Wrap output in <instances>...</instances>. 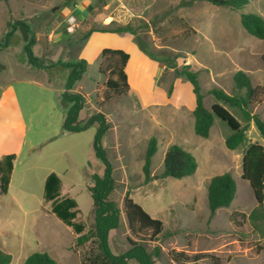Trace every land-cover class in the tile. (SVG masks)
I'll list each match as a JSON object with an SVG mask.
<instances>
[{
    "label": "rangeland",
    "instance_id": "rangeland-1",
    "mask_svg": "<svg viewBox=\"0 0 264 264\" xmlns=\"http://www.w3.org/2000/svg\"><path fill=\"white\" fill-rule=\"evenodd\" d=\"M240 13L264 18V0H252L239 10L203 0H0V37L14 21H21L35 36L34 56L42 64L75 63L80 57L86 63L81 77L68 89V70L34 68L38 73L34 76L26 69L28 63L16 56L20 49L0 53V63L6 67L0 82L12 81L26 123L10 190L0 195V249L11 256L9 264H23L35 251L47 252L58 264H82L97 252L95 240L78 244V235L50 214L49 202L43 201L44 176L55 171L68 188L61 194H69L77 203L75 221L85 225L84 232L94 225L90 178L104 173L94 148L98 122L65 135L63 128L61 135L46 140L57 127L51 104L63 88L64 93L81 97L78 124L102 115L106 125L99 142L110 166L106 200L119 212L118 226L108 231L112 254L126 251L132 240L152 254L155 264H264V230L253 228L247 219L256 201L249 183L241 178L248 143L264 145V139L250 123L245 143L229 150L224 145L229 130L217 118L207 138L196 136L194 98L181 74L185 66L197 73L208 109L215 100L206 92L216 87L231 93L237 70L244 71L254 86L264 87V39L242 29ZM70 14L75 15L72 25L67 21ZM103 48L129 55L124 69L129 89L124 95L116 96L105 86L114 60L101 54L98 63L94 60ZM62 95L57 106L67 111L73 102ZM227 108L244 123L234 109ZM251 112L264 120V95ZM151 136L157 139V151L151 179L144 183L141 166ZM36 142L37 148L30 151ZM172 144L195 157L198 165L193 175L162 176L163 156ZM224 172L235 180V196L229 207L210 216L207 184ZM126 192L163 222L157 240H150V230L137 237L130 231L123 208Z\"/></svg>",
    "mask_w": 264,
    "mask_h": 264
},
{
    "label": "trees",
    "instance_id": "trees-1",
    "mask_svg": "<svg viewBox=\"0 0 264 264\" xmlns=\"http://www.w3.org/2000/svg\"><path fill=\"white\" fill-rule=\"evenodd\" d=\"M212 5L227 7L232 10L244 8L252 0H203ZM239 22L242 29L252 37L264 39V18L255 13H240ZM113 58L112 64L108 67L110 77L105 81L108 91L116 96L127 93L129 85L125 66L129 55L121 49L103 48L101 58ZM47 69L58 66L68 70L65 86L70 89L73 83L81 77L85 71L86 63L84 60L78 62H50ZM77 66V67H76ZM99 72L103 73L101 66ZM181 74L191 86L194 98L192 109L193 132L196 136L207 138L215 118L223 122L229 133L224 138V145L229 150H235L242 146L246 139L248 125L253 123L259 133L260 138L264 139V120L256 113L251 112V107L264 95V87L254 86L249 76L242 70H237L232 76L231 93L223 89L213 87L206 93L214 98V103L208 109L204 105V93L198 81L197 73L185 66L181 69ZM73 102L72 106L66 111L64 119V130L66 132H77L98 122L97 134L94 139L96 155L104 165L102 177L91 176L93 185L90 187V196L93 202L94 225L87 232H84L85 225L80 221H75L77 217V203L71 197H60V179L51 172L47 175L44 182L43 201L50 202V212L53 213L62 223L69 226L77 234V243L84 244L87 241L95 240L97 252L87 256L82 264H126L132 260L135 264H155L152 254L149 253L140 242L129 240V248L121 254H112L108 243V231L116 228L119 222V212L112 201L106 200V195L111 186L110 166L104 156V151L99 145L100 139L105 130V122L102 115H95L85 123L78 124L76 113L81 103L78 94L63 95ZM110 97L105 96L108 100ZM227 107L234 109L242 118L243 122L236 117ZM157 151V139L151 136L147 141V146L143 156L141 172L143 182L151 179L150 170L152 157ZM14 154H8L0 161V195L7 193L12 172ZM195 157L178 144L170 145L162 161V176L173 179H182L194 174L197 169ZM241 178L249 183L253 191L256 206L247 215V219L253 228L264 230V145L259 142L248 143L242 156ZM236 192V183L229 172L214 175L207 184L206 203L209 215L212 216L217 209L227 208L231 204ZM123 208L130 231L137 237L138 233L150 230V240H157L158 235L163 230V222L152 217L138 203L133 201L127 194L123 198ZM139 236V235H138ZM139 238V237H138ZM156 250L154 255H158ZM182 256V254H178ZM178 260V258H175ZM11 256L0 249V264H9ZM23 264H58L57 261L45 251H35L29 254Z\"/></svg>",
    "mask_w": 264,
    "mask_h": 264
},
{
    "label": "crops",
    "instance_id": "crops-1",
    "mask_svg": "<svg viewBox=\"0 0 264 264\" xmlns=\"http://www.w3.org/2000/svg\"><path fill=\"white\" fill-rule=\"evenodd\" d=\"M100 54H101V50L99 51L96 58L94 59L97 61V63H98V60L100 59ZM81 58L82 57H80V60H84ZM37 74L38 73H36V71H34V73L32 72V75L34 76H38ZM61 94H64V88L58 91L57 100H54L51 104V109L53 112L54 120L55 122H57V127L53 133L48 135L46 140H52L56 138L58 135H61L60 130H62L64 126L66 110L65 109L61 110L57 106V103L60 100ZM192 127H193V124H192ZM7 130H9V132H6ZM25 130H26L25 113L22 108L21 102L18 98V95L15 91V88L12 84V81L0 82V161L3 159L4 156L8 154L15 155V159L12 164L13 167H12V172L10 175V181H9L7 193L11 187V178L15 170L16 163L18 161V156L21 153V150L23 149V146L25 143V140H24ZM10 131H13V132H10ZM67 133L68 132H64L62 133V135H65ZM37 142L36 144L32 143L28 149L30 151L35 150L39 144ZM51 172L55 173L60 179V197H70L69 194H61V191L63 190L68 191L67 190L68 188L64 187L60 176L55 171L51 170L50 172L46 173V175L44 176V182H45L47 175ZM49 212H50V202H49ZM50 214L54 215L51 212ZM54 217L56 216L54 215ZM56 219L58 218L56 217Z\"/></svg>",
    "mask_w": 264,
    "mask_h": 264
},
{
    "label": "flooded vegetation",
    "instance_id": "flooded-vegetation-1",
    "mask_svg": "<svg viewBox=\"0 0 264 264\" xmlns=\"http://www.w3.org/2000/svg\"><path fill=\"white\" fill-rule=\"evenodd\" d=\"M22 29L26 31V39L23 36ZM36 39L34 34L30 31V29L21 21H14L9 29L2 34L0 37V53L9 52L13 49H20V54H16V56H21V60L23 64L28 63L27 70L30 72H34L37 69H42L44 71L47 70V64H42L35 56L34 53L36 51ZM0 65H3L0 63ZM36 70H35V69ZM6 67L0 69V74H3ZM65 94V93H64ZM63 94V95H64ZM62 95V96H63Z\"/></svg>",
    "mask_w": 264,
    "mask_h": 264
},
{
    "label": "water",
    "instance_id": "water-1",
    "mask_svg": "<svg viewBox=\"0 0 264 264\" xmlns=\"http://www.w3.org/2000/svg\"><path fill=\"white\" fill-rule=\"evenodd\" d=\"M22 33H23L24 38L26 39V31H25L24 29H22ZM2 67H3V65H0V69H1ZM62 106H65V104H64V99H62ZM62 133H64V131H63Z\"/></svg>",
    "mask_w": 264,
    "mask_h": 264
},
{
    "label": "built area",
    "instance_id": "built-area-1",
    "mask_svg": "<svg viewBox=\"0 0 264 264\" xmlns=\"http://www.w3.org/2000/svg\"><path fill=\"white\" fill-rule=\"evenodd\" d=\"M68 23L70 24V25H72L73 24V22L75 21V17L73 16V15H71V16H69L68 17Z\"/></svg>",
    "mask_w": 264,
    "mask_h": 264
}]
</instances>
